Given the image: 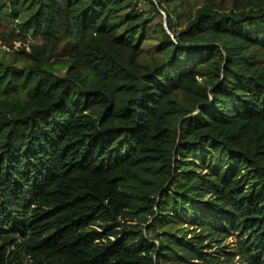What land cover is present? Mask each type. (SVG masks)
Instances as JSON below:
<instances>
[{"label": "trees", "instance_id": "trees-1", "mask_svg": "<svg viewBox=\"0 0 264 264\" xmlns=\"http://www.w3.org/2000/svg\"><path fill=\"white\" fill-rule=\"evenodd\" d=\"M137 2L10 0L2 9L35 6L23 32L53 45L72 36L75 60L96 80L59 78L43 59L0 68V264L160 263L175 241L93 228L155 206L162 221L184 219L202 235L229 226L246 237L251 264H264V68L245 53L264 51V4L205 7L174 37L162 28L164 57L150 66L135 42L148 22ZM196 63L213 64L207 84ZM187 154L203 165L195 177ZM173 176L179 183L165 190ZM198 243L197 260L221 264Z\"/></svg>", "mask_w": 264, "mask_h": 264}, {"label": "rangeland", "instance_id": "rangeland-1", "mask_svg": "<svg viewBox=\"0 0 264 264\" xmlns=\"http://www.w3.org/2000/svg\"><path fill=\"white\" fill-rule=\"evenodd\" d=\"M158 6V12L152 9L149 0H138L137 11L143 12L148 17L147 26L139 32L135 37V42L142 49L140 62L142 64L153 65L156 61L164 57V35L162 28L174 37L182 30L186 29L189 23L196 17L197 13L205 7L212 8L222 13L230 11L249 10L256 3L264 4V0H154ZM10 0H0V68L16 67L27 69L33 67L39 59L57 63L58 69L56 75L59 78L71 81L73 83H93L96 78L94 74L87 69L81 61H76L73 54L77 51L78 46L75 45V40L68 34H63L56 45L47 43L40 35L31 36L26 34L18 24L28 20L30 15L35 10V6L25 3L11 12V15L6 13L9 9ZM5 11L2 9L6 6ZM15 16L19 17L16 18ZM221 47V46H220ZM245 53L251 54L254 60V66L264 68V51L260 49H248ZM217 58L213 55L212 61ZM200 63H196V71L198 81L202 84H207L210 77H213L214 66L208 64L201 67ZM178 98L183 104H188V97L183 93H178ZM188 155V154H187ZM173 169L176 170L179 166V157L174 158ZM186 159L191 161L183 162L190 165V174L194 177L196 173L203 172V165L191 157L189 154ZM192 163V164H189ZM179 171V168H178ZM151 182L149 186H153V182L157 180L158 172H153L151 169L145 171ZM205 172V171H204ZM177 181V182H176ZM179 183L178 176L171 177L164 186L165 190L175 189V185ZM162 196V195H161ZM156 197V196H155ZM207 196L206 198H208ZM161 197H159L160 199ZM162 214L157 206L152 210L150 208H125L123 213L116 219L103 220L100 218L93 228L101 229L105 235L115 238L124 230L143 229L146 238L154 239L158 244L159 240L175 241L172 243L173 251L170 254H165L160 263L157 264H193L195 261L198 264H204L196 259L193 252L194 248L200 245L198 241L205 243L202 249H206L207 253L217 255L222 261L221 264H251L246 253V237L236 232L228 226V231L217 232L209 231L201 234L200 228H195L184 219L175 221H162ZM105 225L108 229L105 230ZM159 233L158 238L156 234ZM199 234L198 237L194 235ZM212 235V236H211ZM194 243V246H188L186 242ZM171 245L170 243H167ZM190 247V249L188 248Z\"/></svg>", "mask_w": 264, "mask_h": 264}]
</instances>
